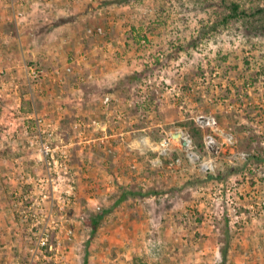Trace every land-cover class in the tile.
I'll use <instances>...</instances> for the list:
<instances>
[{
	"label": "rangeland",
	"instance_id": "obj_1",
	"mask_svg": "<svg viewBox=\"0 0 264 264\" xmlns=\"http://www.w3.org/2000/svg\"><path fill=\"white\" fill-rule=\"evenodd\" d=\"M236 1L247 16L223 23L222 0H0V71L16 75L24 112L0 98V264H264V0ZM24 61L40 79L28 82ZM37 116L73 179L54 184L70 201H44L46 246L12 199L30 185L6 176L16 160L40 169Z\"/></svg>",
	"mask_w": 264,
	"mask_h": 264
},
{
	"label": "built area",
	"instance_id": "obj_2",
	"mask_svg": "<svg viewBox=\"0 0 264 264\" xmlns=\"http://www.w3.org/2000/svg\"><path fill=\"white\" fill-rule=\"evenodd\" d=\"M86 30L88 33L93 31L97 33L103 32V29L100 26H96L94 28L88 26ZM23 65L29 83L40 79L41 71L37 65L28 64L25 61ZM67 69L70 70L69 67H67ZM7 70L8 69L5 68L0 71L2 76L0 98H2L8 106L5 107L7 110L6 112L11 109L13 110L11 113L15 112L17 119H20L24 116V112L22 111V99L18 91L19 85L17 77L15 74ZM105 101H108V96L105 98ZM26 117L32 118L29 114L26 115ZM33 119L35 120L36 134L34 135V138L30 140L28 148H32L34 150V158L39 164L40 169L31 173L24 169L23 161L16 160L15 165L6 173V176L10 182L17 181L19 184L24 183L30 185L29 189L25 193L17 188L11 191L12 199L21 217H23L26 221H31L33 226L36 227L34 234L37 246H46L50 240L51 228L49 226L51 223H54L55 220L53 217L52 207L49 206L46 208L44 201L55 197H58L61 201H70L73 195L72 189L68 188L61 191L60 195L56 196L54 184L57 181H67L68 184H71L70 182H72L73 179H71L69 173L70 160L67 153L68 151L64 149L63 146H53L49 143V138L52 136V133H46L47 129L44 128V119L42 117L37 116L33 117ZM196 120L202 128L208 127L213 130L216 127V118L213 115H198ZM4 132L8 135L14 136V131L10 128L8 130H4ZM24 132H29V124H27V127L24 128ZM171 139L172 138L169 136L164 137L158 143L156 149L159 156L168 153ZM228 140L230 142L234 141L231 133H228ZM176 141L180 143L189 161L196 163L198 157L196 152L193 150V139L190 133L183 130L180 131ZM205 143L209 146H213L214 138L211 134L206 135ZM177 161L180 162L179 159ZM48 186H50V190ZM51 188L54 192V195L52 193V196ZM24 200H30V203L28 206L25 205V207L20 209ZM52 227L55 228V226Z\"/></svg>",
	"mask_w": 264,
	"mask_h": 264
},
{
	"label": "trees",
	"instance_id": "obj_3",
	"mask_svg": "<svg viewBox=\"0 0 264 264\" xmlns=\"http://www.w3.org/2000/svg\"><path fill=\"white\" fill-rule=\"evenodd\" d=\"M221 10H222V18L220 22L223 23H228L230 21H232L233 19L239 18V17H243V16H247V13L244 9L241 8V5L238 1L236 0H222L221 2ZM264 71V69H262V71L258 72V74L262 73ZM194 131L197 134H200V130L198 128H194ZM252 158H254V160L259 161L261 160V157L259 154H253L251 156ZM125 193H123L122 197H120L117 200V203L119 201H121L122 199H124ZM18 215V214H17ZM21 215L19 214V217ZM102 220V214L101 213H93L91 214V216L88 218V224L90 226V235L93 236L94 232L97 230L98 225L100 224Z\"/></svg>",
	"mask_w": 264,
	"mask_h": 264
}]
</instances>
